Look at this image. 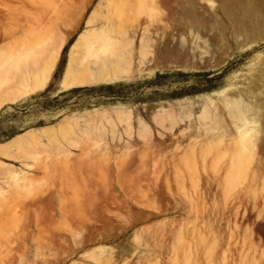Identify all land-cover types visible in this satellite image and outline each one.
Instances as JSON below:
<instances>
[{"label":"rangeland","instance_id":"1","mask_svg":"<svg viewBox=\"0 0 264 264\" xmlns=\"http://www.w3.org/2000/svg\"><path fill=\"white\" fill-rule=\"evenodd\" d=\"M36 1L70 25L47 84L0 108V143L31 129L42 141L25 158L0 154L26 175L17 184L0 174V264H264V118L242 142L205 134L218 120L231 124L237 95L252 109L254 96L264 99L262 1L138 0L136 16L156 29L149 62L137 58L125 76L70 88L61 86L68 52L99 0ZM229 3H250V20ZM190 4L205 18L201 27L181 12ZM163 27L183 57L158 56ZM164 107L169 115L158 116ZM51 188L61 194L60 213L48 227L24 204Z\"/></svg>","mask_w":264,"mask_h":264},{"label":"bare ground","instance_id":"2","mask_svg":"<svg viewBox=\"0 0 264 264\" xmlns=\"http://www.w3.org/2000/svg\"><path fill=\"white\" fill-rule=\"evenodd\" d=\"M82 1L84 2V0L80 1L81 4L83 3ZM237 1H240L241 3L243 2L241 0H237ZM261 1L263 3L262 5H264V0ZM157 2H158L157 0L151 1L149 2L150 3L149 5L155 6ZM137 3L138 0H99L96 3L94 8L88 13V16L85 21V27L77 34L75 40L70 46L64 74L61 80V86L63 88H70L76 85H86V84L96 83L104 80H111L121 76H125L133 70V65L135 64L137 58L138 61L141 62L142 64L149 62L148 56L151 54L150 46L154 42L153 36L156 32V29L152 28L154 26L152 27L150 26L151 21L143 25L144 24L143 20L138 19L140 17L136 16L135 13V10L138 5ZM0 4H4V6H6L5 9H0V108H1L3 104L14 102L28 93L43 88L47 84L51 75L52 68L54 67L58 59V56L60 54V51L68 37L67 31L69 30L65 28L69 27L70 24H67V20L65 21L66 24L65 22L60 21L56 17L57 16L56 12L53 9L40 8L36 0H0ZM248 4L251 5L250 3ZM226 5L224 6L226 7ZM229 5L230 7L229 6L227 7L231 9L233 5L230 3ZM235 5L236 2L233 6L234 8H236ZM249 5L246 6L247 8L246 7L241 8L242 6H239L240 9L243 10L241 12L242 15L243 13L244 16L246 14V18L248 20H250V16H251L250 12L248 11ZM189 6L192 8H189ZM189 6H187L188 8L183 7L184 9L180 8L182 9L181 12L185 16L186 14L189 16V14L192 13V15H190L192 16V18L190 16H189L190 18L186 16L188 18V21L192 20V24L191 22H189L192 25L190 26L191 28L198 26L201 27L205 22V18L197 14V12L193 8V5L191 6L190 4ZM194 6L197 7V5ZM172 10L174 11V13H176L175 10L178 11V9H174V8ZM217 11L219 12V10ZM225 11H227L228 13L229 10L226 8ZM232 11L233 10H231V13L234 14V11L233 12ZM80 13H79V17H81L82 15V14L80 15ZM227 13H225L226 17H227L226 15ZM231 13L229 15H231ZM231 16L233 17V15ZM175 18L176 17L174 16V21H177ZM66 19H68V17ZM128 21H132L134 23V25L132 24L133 26L131 29H126L127 27L122 26L124 22H128ZM221 21L223 22V20ZM181 22L184 23L185 21H181ZM181 22L180 25H182ZM241 22L242 24L247 23L245 22V20ZM63 25L65 26L67 25V26L64 28ZM184 25H186V23ZM224 26L225 25H223V27ZM122 27L124 28L122 29ZM165 28L162 31L163 34L162 36H164V39L163 40L161 38L159 39L160 41L162 40L161 41L162 45L160 47L158 46V53H157L158 56L165 57L167 59L170 57H176V58L183 57L185 54V50L177 46V44L172 45V40L174 39L173 37H175L174 33H172L173 35L170 36L171 38H173L170 41L169 34L167 30H165ZM178 29L181 31L180 27ZM178 29L176 30L177 33H179ZM247 29H249V27ZM237 31L239 30H236V32L234 30L235 34H237ZM177 33L175 34L178 35ZM244 34L245 33H243L242 35ZM253 36L255 37V35H252L251 37L253 38ZM202 37L199 36L201 40L205 41V39L204 38L202 39ZM175 38L177 39V36ZM181 38L182 37H179V39ZM204 44H206V42H203V46H205ZM196 46L197 48H199L200 51L198 52L197 56H200L201 51L202 52L204 51L200 49L198 44H196ZM189 50L191 51V49ZM195 56L196 55H194V58ZM172 60H174V58ZM259 73L261 74V71ZM263 75H264V71H263ZM252 93L256 94V91L255 92L252 91ZM237 96L238 97H236L234 99L235 101L233 102L235 105V110L234 109L232 110L231 121L229 122L231 124L225 125L218 120L215 123L216 125H214V127L212 126L213 129L206 128L207 131L205 134L206 135L208 133L210 134V136H208V139L225 141V143H234L239 141L242 142L243 139H245L246 137L255 134V127L258 119L260 117H262L261 119L264 118V99L254 96V98H256V102H254L253 100L251 101L252 103H255L256 106L254 107H258V108L252 109L248 103L244 102V100L240 95ZM248 99H250V97H248ZM156 111L158 112L157 113L158 116H162L168 114L171 110H169L167 107H164ZM123 116L126 118V115L122 114V119H124ZM140 123L141 120L139 119V124ZM44 131L47 132L46 134L48 135L52 134V130L49 128L44 127L43 132ZM70 134L75 135V132L72 131ZM76 134L77 135L79 134L80 136L81 134H83V131L81 130L79 133L76 132ZM199 134L202 135L203 133L201 132ZM50 136H48L49 140L48 139L47 140L50 141V143H52ZM65 138L68 139L70 142L69 136H65ZM39 141H40V134L38 133V131L33 129L26 130L22 133L13 136L7 141L1 142L0 154H3L8 157L14 155L16 157L24 156L25 158L28 157V155L34 153V151H37V149L39 150L38 148ZM40 142L42 143V141ZM70 145H72V143H70ZM55 149L58 153L61 152L67 153V150L70 149V147L68 148L66 146V143L58 142L57 145H55ZM0 174H4V176L6 177L5 182L13 181V182H17L18 184V182L26 179L25 174L20 173L17 168L7 165L5 161H1V160H0ZM30 174L34 175L32 173ZM3 187L4 186L0 184V198L4 196L6 197L7 195L5 194L6 192L3 191ZM12 187L13 186L11 185L10 189H12ZM59 197H61L60 192L52 188L46 194H40L37 197H33L30 201H28L29 203L24 204L27 207V212L29 217L30 218L32 217L34 221L38 222V224L39 223L44 225L47 224L49 225L48 227H50V225L54 223L56 217L60 213V211L56 209V203ZM6 214L7 212L4 211L0 215L4 216ZM36 243L38 244V242ZM26 246L27 247L25 250H31L33 247L31 243L26 244ZM41 246L43 247L44 245L41 244ZM21 252L23 251L21 250ZM24 255H26L25 252ZM21 260L23 261V259Z\"/></svg>","mask_w":264,"mask_h":264},{"label":"trees","instance_id":"3","mask_svg":"<svg viewBox=\"0 0 264 264\" xmlns=\"http://www.w3.org/2000/svg\"><path fill=\"white\" fill-rule=\"evenodd\" d=\"M221 75H222V74H220V75L218 74L217 77H221ZM78 88H80V87H74V88H71V89L66 90V91H64V92H61V94L70 93V92H72L73 90H76V89H78ZM84 88H85V87H84ZM61 94H60V95H61Z\"/></svg>","mask_w":264,"mask_h":264}]
</instances>
